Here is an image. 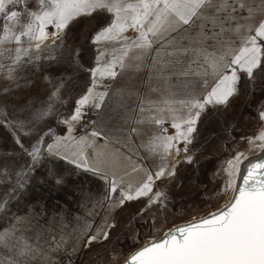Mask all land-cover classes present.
I'll list each match as a JSON object with an SVG mask.
<instances>
[{
  "label": "rangeland",
  "instance_id": "obj_1",
  "mask_svg": "<svg viewBox=\"0 0 264 264\" xmlns=\"http://www.w3.org/2000/svg\"><path fill=\"white\" fill-rule=\"evenodd\" d=\"M243 3V16H248V7L255 10L251 21L240 20L239 23L255 26L264 19V0H243ZM21 7L22 4L7 5L12 10ZM28 7L35 8L36 0H29ZM107 19V14L100 12L74 19L55 42L52 34L56 29L48 25L45 30L49 39L43 42L39 52L33 53L40 59L17 71L13 80L6 78L7 69L0 73V111L7 114L6 117L0 115V120L26 119L29 116L27 109L51 104L49 115L25 129L30 131V135L19 133L24 148L18 146L13 138L14 129L0 124V203H4L0 211V232L7 230L8 244L7 248L0 247V264H121L131 252L149 241L158 240L173 225L199 220L222 210L233 200V186L241 180L239 171L247 170L244 165L264 160V148L257 139L264 133V120L259 118L260 111L264 109V71L260 70L254 73L252 80L245 73H238L241 82L237 93L226 105L206 106L194 126L191 143L174 141L170 154L159 147L160 140L164 136L176 135L173 123H181L186 128L182 122L161 121L148 132L149 137H136V147L132 144L123 147L130 149L132 160L124 158L125 155L116 150L107 155L104 151L87 155L84 147L77 148L79 143L76 150L72 147L70 156L62 154L69 160L81 153L85 158L93 157L94 165L101 167L102 172L114 177L124 188L130 186L133 194L147 176L153 174L152 192L126 202L123 207H114L115 194L105 199L108 196L107 185L98 176L77 169L67 160L60 159L61 156H52L48 145L53 138L60 136L59 144L67 145L68 134L72 133L67 129V125L73 127L70 123L74 122L69 114H74L78 101L76 96L84 95V88L91 85V74L85 69L96 66V49L99 47L105 51V55L100 57L102 63L121 55L123 42L99 45L91 42L92 34ZM0 22L16 28L6 16ZM219 30V24L214 28L202 18L194 19L189 25L173 20L159 35L149 36L151 49L132 47L124 61L126 68L118 74V79L102 83L109 88L112 81H124L140 86V93L144 94L157 89L152 94L154 98L164 92L166 95L172 93L171 116L181 114L189 117L199 110L192 109L190 113L179 101L190 96L202 99L209 90L205 80L211 85L216 75L225 71L219 66L211 68L213 59L238 49L237 34L226 31L214 36L213 33ZM243 32L242 29L241 34ZM124 35L129 40L137 38L131 29ZM230 40L236 42L231 48L228 46ZM28 43V39L23 38L25 47ZM16 46L13 42L5 47L14 49ZM50 56L55 59H49ZM3 63L7 65L10 61ZM57 86H60L58 96L49 101L50 93ZM146 87L151 90L146 91ZM164 87L168 89L164 91ZM102 90L101 87L95 89L97 92ZM123 92L131 97V91ZM69 94L73 101L65 107L64 101ZM155 106V110L167 111L168 108L167 105ZM129 108L112 90L100 109L84 107V115L75 121L73 135L78 137L93 129L115 136L111 140L123 142L116 136L123 134ZM41 139L42 156L38 163H34L24 149H31ZM249 140L253 142L249 143ZM176 148H179L178 154ZM237 155L241 157L240 162L236 173L229 177L225 172L229 167L227 161L234 160ZM189 156L191 163L187 162ZM127 164L132 172L139 173L125 171ZM161 168L164 175L155 179V173ZM171 172L174 174L169 175ZM55 174L63 176V183H55ZM138 181L141 183L135 185ZM106 222L115 224L110 229L109 239H98L85 247L86 237L95 235ZM57 242L62 246L58 248ZM22 250L28 254L20 256Z\"/></svg>",
  "mask_w": 264,
  "mask_h": 264
},
{
  "label": "snow or ice",
  "instance_id": "obj_2",
  "mask_svg": "<svg viewBox=\"0 0 264 264\" xmlns=\"http://www.w3.org/2000/svg\"><path fill=\"white\" fill-rule=\"evenodd\" d=\"M28 3L29 0H0V21L6 16V19L16 26L13 28L7 23L0 22V73L7 69V79H15L17 71L40 59L33 53L39 52L43 42L49 39V34L45 30L48 25L56 29L52 34L53 42H55L59 34L74 19L81 16L90 17L97 12L105 13L108 19L92 34L91 42L95 45L105 42L109 44L123 42L124 44L121 55L113 56L103 63L100 57L105 55V51L99 47L96 49V66L85 69L90 72L92 82L87 92L77 101L74 114L71 116L73 121L82 118L84 115L82 110L85 106L100 109L104 105L109 91L108 86L102 82L117 78L118 69H124V61L132 47L151 49L152 41L149 36L159 35L166 25L172 24L173 20L178 24L189 25L194 19L202 18L210 22L214 28L217 24L220 25L219 32H214V36H219L226 31L237 34L238 49L213 59L210 67L215 69L219 66L225 71L218 73L211 85L205 80L204 84L209 88L207 94L202 99L190 96L186 100L179 101L189 109L190 113L192 109L199 111L183 121V125H187L186 128L181 123L172 124L176 135L164 136L159 144L166 154H170L174 141L191 143L190 137L195 130L194 126L200 112L206 106L226 105L237 93L241 82L238 73H245L247 78L252 80L257 70L264 71V19L259 20L255 26L239 23L240 20L251 21L255 10L248 7V16H243L242 12L245 10L243 0H36L35 8H29ZM9 4H22V7L12 10L7 8ZM130 29L137 34L136 39L129 40L124 35ZM242 29L243 34H241ZM25 37L29 41L27 47L23 44ZM13 42L17 45L14 49L5 47ZM235 43L230 40L228 46L231 48ZM48 58L55 59L52 56ZM5 60L10 63L5 65L3 63ZM225 60H227L226 63ZM97 87L104 90L97 92L95 91ZM59 88L60 86H57L50 93L49 101L58 96ZM50 109V103L46 107L27 109L29 116L26 119L5 118L0 120V124L10 130L14 129L13 138L18 146L24 148L19 133L24 136L30 135V131L25 129L43 120L49 115ZM141 111L144 109L141 108ZM0 115L7 116L2 111ZM259 118L264 120V109L260 111ZM156 123L159 124L161 121L156 120ZM92 135L99 134L93 132ZM257 139L262 142L261 147L264 148V133H261ZM252 142L249 140V143ZM41 143L42 139L37 140L31 149H24L34 163H38L42 156L39 147ZM184 150L187 152L186 147ZM48 151L54 157L58 155L57 152L52 151L51 145H48ZM176 152L179 153V148H176ZM240 158V155H237L234 160L227 161L229 167L225 169V172L229 177L235 174ZM60 159L67 160L77 169L91 172L103 180L108 192L105 199L115 194L114 207H123L126 202L139 199L152 192L153 174H149L147 180L137 187L133 194L130 186L124 188L114 177L90 166L82 153L70 160L67 157H60ZM187 162L191 163L190 156L187 157ZM173 174L174 172L169 173V175ZM163 175L164 169L161 168L155 173V179ZM54 179L56 184L63 183V176L60 174H55ZM21 186H23L22 183ZM229 186H231V180ZM118 189L122 190L118 191ZM232 191L236 189L233 188ZM156 195L159 196V193ZM154 202L156 201H150V203ZM3 207L4 203H0V211ZM114 227V223L106 222L105 226L98 229L95 235L86 237L85 247L98 239L107 241L111 235L110 229ZM5 232H0V247L7 248ZM56 246L59 248L62 245L57 242ZM27 254L24 250L19 253L20 256ZM124 264H264V162L248 169L244 178V186L239 189V195L225 204L222 210L209 213L206 217L170 230L165 233V238L162 240L147 242L143 247L131 252L125 258Z\"/></svg>",
  "mask_w": 264,
  "mask_h": 264
},
{
  "label": "crops",
  "instance_id": "obj_3",
  "mask_svg": "<svg viewBox=\"0 0 264 264\" xmlns=\"http://www.w3.org/2000/svg\"><path fill=\"white\" fill-rule=\"evenodd\" d=\"M94 66H91L90 68H92ZM126 68V66H125ZM119 74L121 72H123V70H119L118 69ZM126 72V70L124 71V73ZM128 72V71H127ZM118 79V78H117ZM89 84H87V86L84 88L85 91L83 92V94L86 93V91L88 90ZM148 89H146V91L151 90V88L146 87ZM140 86L137 87L134 84H128L125 83L124 81H112L109 84V94L111 93L112 90L116 91V94L118 96H121V100L123 105L129 106V110L130 113L128 114L129 117L126 118L125 123H124V131L123 134L120 136L119 134L116 136L118 138H122L124 141L123 142H118L117 140H111L113 138H115V136L110 135V134H103L104 131H97V130H88L85 131L83 133L80 134V136L76 137L73 135L74 131H75V121L70 123L73 125V127L68 126L67 125V129L69 132V129H71V134H68V142L67 145H60L59 144V139L61 138L60 136H55L53 138V140L51 141L50 145L52 146V151L53 152H57L58 156H62L63 153H68L67 155L70 156V154H72V147H75L76 150V144H78V147H84V153L85 154H99V152L101 153L102 151H104V155H107L109 153H111V151L116 150V152L118 153H122L123 155H125L124 158H130L132 160V158L130 157L131 155V151H129L130 149H123V147L125 146H131V144L133 146H135V138L137 137H149L148 132L152 131L156 128V120H160V121H168V122H182L186 119H188L189 117H182L181 114L179 116H171V113L169 112L170 107L173 105V99H172V93H169L166 95V93L164 92L163 94H161L159 97H155L154 98V94L157 89H155L154 91H149V92H144L140 93ZM166 89L164 87V91H166ZM124 90H128L131 91V97L129 95L125 96L124 94ZM135 90V91H134ZM160 90V89H159ZM170 90L171 89V84H170ZM144 91V90H143ZM82 95V94H81ZM81 95L79 94L78 96H76V100L79 99L81 97ZM73 96V95H72ZM109 96V95H108ZM72 97H70V94L68 96L67 99H65L66 101H64V106L68 107L71 104V101H73ZM108 100V97H107ZM75 101V100H74ZM166 101H168V103H165ZM74 103V102H73ZM155 104L157 105H161V106H166L167 105V111H162L160 110H155ZM177 104V103H176ZM141 108L144 109V111H141ZM135 110V112H134ZM147 112V113H144ZM135 113V114H134ZM73 115V113L69 114V118H71V116ZM187 127V126H186ZM133 129H135V131H133ZM96 132L99 135L97 136H93L92 133ZM103 135H106L105 137H102ZM75 137V138H74ZM106 138V139H104ZM72 140V142H71ZM58 143V145H57ZM128 144V145H127ZM80 147V148H81ZM136 147V146H135ZM71 148V151H70ZM101 150V151H99ZM66 155V156H67ZM74 157H76L74 155ZM96 157V156H95ZM86 159L88 160V163L90 164V166L92 167H98V169H101V167L94 165L92 163L93 157L90 159L89 156L86 157ZM95 160V159H94ZM93 160V161H94ZM132 162V161H131ZM127 168L124 169L125 171H128L132 174H138L139 172L134 171L132 172V169L128 166V164L126 165ZM140 166V165H138ZM138 168V167H136ZM142 178H140L141 180ZM143 180V179H142ZM139 183L141 182H136L135 185H139Z\"/></svg>",
  "mask_w": 264,
  "mask_h": 264
},
{
  "label": "bare ground",
  "instance_id": "obj_4",
  "mask_svg": "<svg viewBox=\"0 0 264 264\" xmlns=\"http://www.w3.org/2000/svg\"><path fill=\"white\" fill-rule=\"evenodd\" d=\"M253 161V160H252ZM262 162H264V160L262 159L260 162H257V163H255V164H253V165H256V164H259V163H262ZM246 164V163H245ZM253 165H244L245 167H247V170H244L243 172L242 171H239L240 172V175H239V177H240V181L236 184V186H233L235 189H236V191H234V197H233V199H235L238 195H239V189H241V188H243V186H244V178H245V176L247 175V172H248V169L251 167V166H253ZM242 168V167H241ZM243 169V168H242ZM246 169V168H245ZM239 170V169H238ZM246 171V172H245ZM238 172V173H239ZM236 173V172H235ZM236 182H237V180H236ZM234 185V184H233ZM190 222H193V221H189V222H183V223H178V224H175V225H173L172 227H170L169 229H167L164 233H163V235L158 239V240H156V241H159V240H162V239H164L165 238V233H168L170 230H175L176 228H178V227H182V226H185V225H187V224H189ZM144 246V245H143ZM142 246V247H143ZM125 261V260H124ZM123 261V262H124ZM122 262V263H123Z\"/></svg>",
  "mask_w": 264,
  "mask_h": 264
},
{
  "label": "water",
  "instance_id": "obj_5",
  "mask_svg": "<svg viewBox=\"0 0 264 264\" xmlns=\"http://www.w3.org/2000/svg\"><path fill=\"white\" fill-rule=\"evenodd\" d=\"M121 264H124V262H123V263H121Z\"/></svg>",
  "mask_w": 264,
  "mask_h": 264
}]
</instances>
